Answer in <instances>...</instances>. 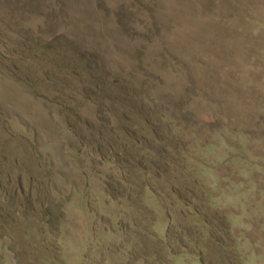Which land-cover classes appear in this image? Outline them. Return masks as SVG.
Wrapping results in <instances>:
<instances>
[{"label": "rangeland", "instance_id": "obj_1", "mask_svg": "<svg viewBox=\"0 0 264 264\" xmlns=\"http://www.w3.org/2000/svg\"><path fill=\"white\" fill-rule=\"evenodd\" d=\"M20 1L0 264H264V0Z\"/></svg>", "mask_w": 264, "mask_h": 264}, {"label": "trees", "instance_id": "obj_2", "mask_svg": "<svg viewBox=\"0 0 264 264\" xmlns=\"http://www.w3.org/2000/svg\"><path fill=\"white\" fill-rule=\"evenodd\" d=\"M7 2L6 5H8L10 7V4L15 6H18L19 4L16 2H21L20 0H4ZM22 4H26L24 2H22ZM23 7H25L24 5H22ZM33 7H36L35 9H39V6L34 4ZM58 13L56 14V18H57ZM51 22V21H50ZM64 43H62L65 47L63 48V57H66L63 61L66 64H69V67L74 68L75 64L77 65V62L75 60V58H78V60H85L87 62V67L89 70L91 71H96L98 70L96 67V63L97 60L95 59V57L97 58L96 55H92L89 54L87 51L84 50L83 47H76L77 44L73 42V40L70 39H65L63 40ZM71 72H76L74 70H71Z\"/></svg>", "mask_w": 264, "mask_h": 264}]
</instances>
